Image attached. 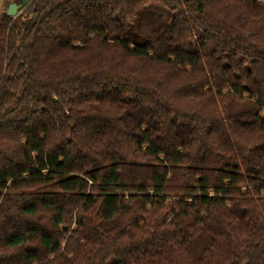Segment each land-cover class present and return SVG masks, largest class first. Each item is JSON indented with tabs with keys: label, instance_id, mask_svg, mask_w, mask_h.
I'll list each match as a JSON object with an SVG mask.
<instances>
[{
	"label": "trees",
	"instance_id": "1",
	"mask_svg": "<svg viewBox=\"0 0 264 264\" xmlns=\"http://www.w3.org/2000/svg\"><path fill=\"white\" fill-rule=\"evenodd\" d=\"M0 264H264V0L3 13Z\"/></svg>",
	"mask_w": 264,
	"mask_h": 264
},
{
	"label": "water",
	"instance_id": "2",
	"mask_svg": "<svg viewBox=\"0 0 264 264\" xmlns=\"http://www.w3.org/2000/svg\"><path fill=\"white\" fill-rule=\"evenodd\" d=\"M30 0H20L19 2L9 3L6 7L5 14L10 17L17 15L19 9L26 5Z\"/></svg>",
	"mask_w": 264,
	"mask_h": 264
},
{
	"label": "rangeland",
	"instance_id": "3",
	"mask_svg": "<svg viewBox=\"0 0 264 264\" xmlns=\"http://www.w3.org/2000/svg\"><path fill=\"white\" fill-rule=\"evenodd\" d=\"M17 0H0V16L5 12L9 3L16 2Z\"/></svg>",
	"mask_w": 264,
	"mask_h": 264
}]
</instances>
